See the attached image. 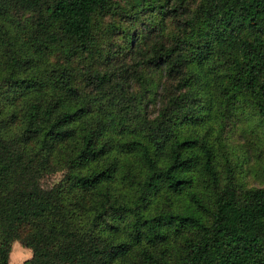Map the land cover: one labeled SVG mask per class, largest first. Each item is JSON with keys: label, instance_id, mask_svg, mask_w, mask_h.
Returning <instances> with one entry per match:
<instances>
[{"label": "trees", "instance_id": "trees-1", "mask_svg": "<svg viewBox=\"0 0 264 264\" xmlns=\"http://www.w3.org/2000/svg\"><path fill=\"white\" fill-rule=\"evenodd\" d=\"M245 109L264 0H0V264H264V189L213 128Z\"/></svg>", "mask_w": 264, "mask_h": 264}, {"label": "rangeland", "instance_id": "rangeland-1", "mask_svg": "<svg viewBox=\"0 0 264 264\" xmlns=\"http://www.w3.org/2000/svg\"><path fill=\"white\" fill-rule=\"evenodd\" d=\"M117 39L118 37H115L114 42ZM53 59L54 57L50 58V61ZM213 124L214 130H219L220 143L225 144L222 154L227 148L226 155L230 160L226 166L235 184L241 189H264V126L256 115L248 109L239 116L229 113L223 117L218 114L214 115ZM7 131L5 136L7 143L14 142L20 135L19 128L10 126ZM221 163L219 172L222 176H226L228 174L225 171L226 166L222 160ZM42 174L43 177L39 180L42 188L53 186L61 177L60 172L45 171ZM29 257L30 251L14 242L11 245L7 264H21Z\"/></svg>", "mask_w": 264, "mask_h": 264}]
</instances>
